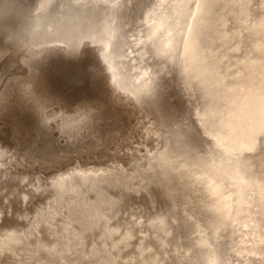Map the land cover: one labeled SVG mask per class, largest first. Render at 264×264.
Masks as SVG:
<instances>
[{"label": "bare ground", "instance_id": "bare-ground-1", "mask_svg": "<svg viewBox=\"0 0 264 264\" xmlns=\"http://www.w3.org/2000/svg\"><path fill=\"white\" fill-rule=\"evenodd\" d=\"M124 4L36 0L21 10L12 35L26 53L94 46L104 54L111 86L138 105L156 104L166 79L174 78L189 99L196 134L212 148L195 138L188 120L161 118L156 147L128 167L80 164L45 184L29 181L20 200L34 192L45 201L27 225L0 231V255L11 264H264V62L239 58L245 45L264 43V0H200L196 7L191 0H140L135 10ZM4 157L0 150V171ZM150 187L161 191L165 211L126 209L130 193Z\"/></svg>", "mask_w": 264, "mask_h": 264}, {"label": "rangeland", "instance_id": "rangeland-1", "mask_svg": "<svg viewBox=\"0 0 264 264\" xmlns=\"http://www.w3.org/2000/svg\"><path fill=\"white\" fill-rule=\"evenodd\" d=\"M93 47L94 46L84 48L81 47L79 50L67 52L63 48L51 46L43 50L26 53L27 50L24 52H16L13 49H5L2 47V43L0 44V100L2 101H0V150L5 151V157L3 159L5 165L0 171V193L2 192L0 194V207L6 208L8 210L6 216L4 215L0 220V228L10 223H25V219H19L17 218V215L20 212L21 214L32 212L45 200L44 195L42 196L40 194H37L21 206L16 203V199H18L17 196H11L10 193L13 190L17 189L18 191H28L30 190L29 183H31L29 181H33L38 177H43L42 179L45 180L47 178L53 177L55 174L58 175L67 171L68 169L79 166L80 164L82 167H92L95 165L97 167H106L109 166V164H121L125 167H128L135 157L146 153L147 149L155 148L157 143L160 141V136L162 134L161 132L163 131V129L160 127V124H162L163 120L161 119V113L159 112H163V108L166 107V109H168V112L172 111L170 112V114H172L173 112V114H178L179 107L178 105H176V101L180 99V94H177V89L174 87V85L171 84V81L168 80L164 84L165 101H162L164 102V105H158L157 102L154 105H138V103L133 101L131 98H128L123 94L121 95L120 92H117L114 87L111 86V78L109 76V73H107V70L105 72H101L99 70L100 58L97 55V48ZM15 56L17 57L14 58ZM12 63L13 66H10V64L12 65ZM104 73L105 75H103ZM5 92L7 95L5 94ZM26 93H31L32 97L38 98L43 102V116L41 115V111L38 110L37 106L30 100L29 96ZM170 93L172 95L171 97ZM3 96L6 97L4 98ZM175 97H177L178 99H175ZM120 100L122 102H120ZM166 102H168L169 105L165 104ZM2 103L5 104L2 105ZM135 104H137L138 106H135ZM140 110L144 111L145 113L141 112ZM151 110L153 113H151ZM6 112H8L9 115ZM133 112L135 113V115ZM149 117H151L152 120ZM152 123L156 126H154ZM15 126L16 129H13ZM14 130H16L17 132ZM21 130L22 132H20ZM108 135H111L110 137L112 138H110ZM129 136L130 138H128ZM17 137L19 142L17 141ZM98 137H101L102 139H99ZM133 137H135L136 139ZM11 138L14 140H11ZM115 138L118 139V141ZM126 138L128 139V142H126ZM119 139L123 141L120 142ZM43 140L45 141V143ZM16 141L18 142V144ZM100 141L104 145H102ZM139 141L141 142V144ZM110 143L112 144L111 146ZM39 145L42 148L39 147ZM85 146L86 149L84 148ZM24 149H26L27 151ZM82 149L83 152H81ZM41 151H45L46 153ZM100 151L102 154H100ZM65 152L68 154V157ZM70 153L73 155H70ZM15 159L17 161H15ZM72 159H74L73 162H76H71ZM83 160L85 163L83 162ZM68 162L70 165L68 164ZM9 163L12 164L9 165ZM127 164L129 165L127 166ZM13 165L16 167H14ZM34 165L37 167H35ZM29 166L31 169L29 168ZM24 167L28 168L29 171ZM41 167L43 169H40ZM15 177L17 179H15ZM18 178H22L23 182H18ZM6 190L8 191L6 192ZM6 196L7 199H4V197L6 198ZM9 198L10 200L8 201ZM137 198L130 204L133 205L134 208L141 207L140 205L144 206V199L141 196H138ZM138 200L139 202H137ZM127 252H130V250H126V253ZM7 262L8 261L4 258L0 260V264H9V262Z\"/></svg>", "mask_w": 264, "mask_h": 264}, {"label": "water", "instance_id": "water-1", "mask_svg": "<svg viewBox=\"0 0 264 264\" xmlns=\"http://www.w3.org/2000/svg\"><path fill=\"white\" fill-rule=\"evenodd\" d=\"M36 0H0V40L2 43V47L8 50H15V51H21L20 47H18L17 41L15 39V37L12 35V31L16 28H18L20 26V12L23 8L25 7H31ZM82 47H90L89 44H84ZM98 51V50H97ZM107 68V66H106ZM171 81V84L174 85V87L177 89L178 94H180L179 98L176 101V105H178L179 107V112L178 114H170L168 112V109H164L163 108V112H159L161 113V117L163 118V120H166L168 122H173L174 124H179L180 121H189L193 131L195 132V134H193L195 136L196 139H202L203 142L205 141V145L208 146L209 148H212V144H211V140L209 138H207L205 135H198L196 134L197 130L199 131V128L197 126V120L195 119V117L189 113L190 110V102L188 97L186 96V94L184 93V91L182 90L180 84H178V82L174 79V78H168L166 79L165 82L167 81ZM164 86L162 88V90L160 91L159 97L156 100L158 105H164L163 104V100H164V96H165V91H164ZM161 101V102H159ZM168 103V102H166ZM187 121V122H188ZM202 142V143H203ZM154 149V148H152ZM120 165V164H119ZM79 167V166H76ZM82 167V166H81ZM92 167H96V166H92ZM54 177V176H53ZM52 178V177H51ZM17 179V178H16ZM48 179H42L40 177L35 178V180H33L34 182H38V183H42L45 184ZM19 182H23L22 178H18ZM30 184V183H29ZM31 190V189H30ZM30 190L28 191H18L13 190L10 194L11 196L15 197L17 196L18 199H16V203L19 205H23L24 203H26L29 199H31L32 197L36 196L38 193H34L32 192L31 195H29V198L26 200V202H23L22 200H20L19 198V193L21 192H30ZM40 195H44V198L46 197L45 194H41ZM138 196H141L144 199L145 205L141 206V207H135L137 210V212L139 211V213L141 212V214H149L152 212H163L165 211L167 205H166V200L164 198V196L162 195L161 191L159 190V188L157 187H150L149 188V193L148 192H144L142 191L141 193H139V195L130 193L129 194V198L127 203V208L129 209V206H131L130 203H132V201H134ZM10 199H8L9 201ZM45 201V200H44ZM44 201L37 206L32 212H27V213H22L21 212L17 215L19 219H25V223L20 224L19 222L17 223H13V224H7L6 226L0 228L1 230H9V229H14V228H20L23 227L25 225H27V218L30 219V217L32 216V214L38 210L42 204L44 203ZM8 212V210L6 208L0 207V220L2 219V217ZM5 259L8 261L7 255L5 256H1L0 255V260ZM9 262V261H8ZM9 264H11L9 262Z\"/></svg>", "mask_w": 264, "mask_h": 264}, {"label": "snow or ice", "instance_id": "snow-or-ice-1", "mask_svg": "<svg viewBox=\"0 0 264 264\" xmlns=\"http://www.w3.org/2000/svg\"><path fill=\"white\" fill-rule=\"evenodd\" d=\"M163 2V0H161ZM200 3V0H191V4L193 7L198 6ZM124 6L135 10L137 7L140 6V0H125ZM98 57L100 58V66L99 70L101 72H105L106 69V61L103 59V53L98 52L97 53ZM241 60H259L261 62H264V43L261 44H247L245 47L242 49V55L239 57ZM30 100L37 106L38 110L41 111V115L43 116V102L39 100L38 98H34L31 96V93H26ZM248 151H253V148H249ZM120 244H126L127 240L126 239H120L119 241Z\"/></svg>", "mask_w": 264, "mask_h": 264}]
</instances>
